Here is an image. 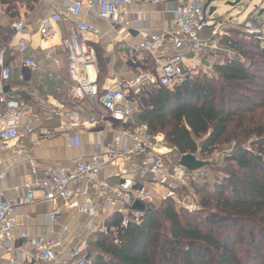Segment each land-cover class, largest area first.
Masks as SVG:
<instances>
[{
    "label": "built area",
    "instance_id": "2783aa9c",
    "mask_svg": "<svg viewBox=\"0 0 264 264\" xmlns=\"http://www.w3.org/2000/svg\"><path fill=\"white\" fill-rule=\"evenodd\" d=\"M142 1L152 6L167 2L172 4L171 27L148 33L144 40L129 48L127 55L129 62L134 64L136 55L145 54L154 60L156 66L152 71H139L129 80L115 82L101 93L96 52L83 38L85 34L99 36L100 32L76 19L80 11L86 10L98 20L129 27L128 22L121 20V14L134 0H73L64 15L51 11L39 25L38 35L44 41L55 36L59 23L69 18L75 20L73 31L66 41L68 75L76 85V97L97 99L104 112L99 122L111 132L109 142L96 144V149L86 161L69 159L56 168L32 159L29 150L20 142L19 132L20 121L30 117L31 107L25 101L5 93L12 69L6 64V53L11 47L8 43L0 48V152L11 150L14 155L24 157L34 177L19 189L20 197L17 200H7L1 188L6 172L0 171V245L7 244L9 252L16 248L12 237L18 227L17 210L20 206L33 203L35 192L41 193L44 200L49 202L61 200L68 208L86 214L90 219L119 216V228L138 223L141 212L132 208L136 202L147 208L170 200L176 208L189 213L200 210L198 204L191 200L194 196L193 185L207 181L205 168L213 155L201 159L191 154L195 161L204 162L206 166L189 171L179 164L180 158L189 154H177L168 147L161 134L150 133L146 124L134 122L133 117L136 110L145 105L141 96L147 87L172 89L186 80L199 77L211 80L217 77L214 65L221 63L223 58L237 62L242 59L235 52L220 46L228 26L222 21L210 19L207 0ZM4 13L0 6V15ZM131 21L130 24L137 22L138 15L132 14ZM244 29L253 35L260 30L252 22L245 23ZM9 30L15 35L27 33V20L16 18L9 24ZM205 30H209V38L201 39L200 34ZM16 49L22 56V68H38L36 61L28 56L30 49L25 42L18 41ZM206 53L212 56V63L202 59ZM47 77L52 79L53 74L50 72ZM91 122L98 123L95 120ZM24 131L30 133L31 129L24 127ZM70 139H73L72 136ZM12 142L14 145L9 148L8 144ZM110 168L116 179L114 183L106 176V170ZM81 198L85 200L82 204L78 202ZM184 199L190 200V203L184 204ZM57 214L58 210L54 211L51 219H56ZM90 231L107 234L108 229L101 226L96 230L92 227ZM19 238L25 240L26 247L18 250L29 262L93 264L86 242L65 252L60 237L28 238L21 233Z\"/></svg>",
    "mask_w": 264,
    "mask_h": 264
},
{
    "label": "trees",
    "instance_id": "16d2710c",
    "mask_svg": "<svg viewBox=\"0 0 264 264\" xmlns=\"http://www.w3.org/2000/svg\"><path fill=\"white\" fill-rule=\"evenodd\" d=\"M37 1L0 0V6L15 18L17 5ZM239 35L224 36L220 46L250 60L248 66L223 58L214 65L215 80L148 87L136 121L179 155L204 159L220 145H233L205 168L222 177L193 185L198 212L167 200L145 208L126 228H119V216L107 219V234L90 244L93 264H264V44L257 35L251 42ZM11 36L0 28V48Z\"/></svg>",
    "mask_w": 264,
    "mask_h": 264
},
{
    "label": "crops",
    "instance_id": "0c3cea01",
    "mask_svg": "<svg viewBox=\"0 0 264 264\" xmlns=\"http://www.w3.org/2000/svg\"><path fill=\"white\" fill-rule=\"evenodd\" d=\"M72 1L38 0L29 6L17 5L14 10L15 18L6 13L0 15V28L12 35L7 42L11 49L6 53V63L12 68L6 84L7 95L25 101L31 107L30 117L20 121V142L29 150L36 163H47L56 168L69 159L86 161L96 149V144H106L111 138L110 129L99 122L104 112L97 99L76 97V85L68 75L66 41L73 31L75 20L69 18L59 23L55 36L49 40L43 41L38 35L44 16L51 11L64 15ZM206 5L209 6L208 3ZM171 10L172 4L168 2L152 6L142 0H134L121 14V20L128 22L129 27L101 21L86 10L80 11L76 20L83 21L100 32L99 36H83L96 52L100 92L115 82L131 79L139 71L154 70L155 62L149 56L136 55L135 63L132 64L127 55L129 48L144 40L148 33L171 27ZM132 14L138 15V21L130 24ZM16 18L27 20V33L15 35L9 30V24ZM209 33V30L203 31L200 38H209ZM18 41L29 46L28 56L36 61L37 69L21 67L22 56L16 49ZM211 58L208 53L202 57L208 63H212ZM50 72L53 74L52 79L47 77ZM91 120L98 123H92ZM133 121H137V115L133 117ZM24 127H29L31 132H25ZM13 145V142L9 143L8 147ZM0 171L6 172L1 188L7 200H17L20 197L19 189L34 178L27 160L14 155L11 150L0 152ZM106 176L111 183L116 182L111 168L106 170ZM78 202L82 204L85 200L81 198ZM56 210L58 216L52 220L51 215ZM106 222L105 217L90 219L86 214L68 208L61 200L49 202L44 200L41 193L35 192L33 203L20 206L17 210L18 227L12 237L16 248L9 252L7 244L0 245V264H43L29 262L22 256L18 248L26 247V242L20 240L21 233L28 238L60 237L65 252L86 242L90 253L93 251L90 244L100 234L90 229L106 227Z\"/></svg>",
    "mask_w": 264,
    "mask_h": 264
},
{
    "label": "rangeland",
    "instance_id": "374dc122",
    "mask_svg": "<svg viewBox=\"0 0 264 264\" xmlns=\"http://www.w3.org/2000/svg\"><path fill=\"white\" fill-rule=\"evenodd\" d=\"M227 3H236V5L234 8H230L226 6ZM211 8L215 9V12L212 14L210 19L219 20L227 24L228 29L225 31L226 37H228L229 35L231 37H234L237 33H240L239 38H242L246 42H251L252 40L249 36H252L253 34L244 29V24L252 22L259 26L260 30L257 36H259L261 44H264V0H215L209 4L208 12ZM3 9L5 10L4 7L2 8V11ZM262 11L263 13L258 16L259 13ZM240 58L242 59V61L239 62L240 64H243L245 66L249 65L250 60L242 56H240ZM215 79H217V77H215L214 80ZM139 109L140 108L136 110V115H138ZM232 148L233 147H231L229 143L216 147L215 150L211 152V155L207 156V158H209L213 155V157H211L212 160L207 163V166H211L214 163L221 162V160L225 157L228 152L231 151ZM248 151H250L249 147ZM206 172L208 175L207 169ZM208 176L209 177H207V180H209L210 183L213 178L220 179L222 177L221 173H213L212 171L209 172ZM191 200L193 201V203H197L198 198L196 196H193ZM189 203L190 200L184 199V204ZM158 206L159 204L155 207L158 208Z\"/></svg>",
    "mask_w": 264,
    "mask_h": 264
},
{
    "label": "water",
    "instance_id": "95a60500",
    "mask_svg": "<svg viewBox=\"0 0 264 264\" xmlns=\"http://www.w3.org/2000/svg\"><path fill=\"white\" fill-rule=\"evenodd\" d=\"M215 0H207V3L210 4L211 2H213ZM236 5V3H227L226 6L230 7V8H234ZM215 12V9L211 8L208 12V16H212V14ZM263 13L260 12L258 16H260L261 14ZM5 93H7V89L5 87ZM145 102V101H144ZM146 104V102L144 103ZM179 164L186 168L187 170L189 171H195V170H199L203 167L206 166V163L204 162H197L195 161V158L192 156V155H185L183 157L180 158V161H179ZM133 210H136L138 212H144L145 211V208L143 205H141L140 203L136 202L134 205H133Z\"/></svg>",
    "mask_w": 264,
    "mask_h": 264
}]
</instances>
